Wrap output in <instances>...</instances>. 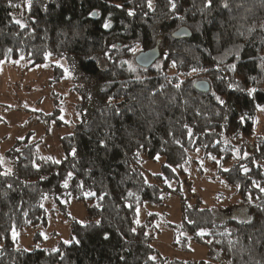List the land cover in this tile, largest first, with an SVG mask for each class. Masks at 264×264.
<instances>
[{"label":"trees","instance_id":"1","mask_svg":"<svg viewBox=\"0 0 264 264\" xmlns=\"http://www.w3.org/2000/svg\"><path fill=\"white\" fill-rule=\"evenodd\" d=\"M175 2L173 13L169 0H151V9L148 0H0V65L53 57L77 72L76 117L58 157L44 154L33 132L0 148V173L11 169L0 175V264H264V137L253 136L264 106V0H228V9L221 0ZM181 27L191 38H173ZM154 48L158 59L141 67L136 56ZM151 161L160 167L147 172ZM197 179L228 193H211L207 204ZM70 200L84 204L87 221L70 220L68 240L17 248L13 232L68 217ZM165 226L176 253L194 243L206 258L160 253Z\"/></svg>","mask_w":264,"mask_h":264},{"label":"rangeland","instance_id":"2","mask_svg":"<svg viewBox=\"0 0 264 264\" xmlns=\"http://www.w3.org/2000/svg\"><path fill=\"white\" fill-rule=\"evenodd\" d=\"M64 69V76L58 77L57 68ZM77 72L69 66L66 60L49 57L45 64L28 67L24 62L2 63L0 65V148L7 150L13 143L32 133L31 141L38 142L44 154L58 157L61 153L59 139L73 127L76 117V92ZM264 107V106H263ZM56 110H59L57 112ZM55 114V117L53 115ZM57 120L62 125H57ZM254 138L264 137V111L259 110L255 119ZM160 167L158 162H146L144 168L148 171ZM194 167V166H193ZM196 167L192 170L196 173ZM192 181V183H191ZM191 186L195 182L191 180ZM202 183L199 188L205 203L210 204L211 193L228 191L218 180ZM67 216H51L47 228L30 227L16 233L17 248L27 250L42 249L56 246L60 240L70 237V220L80 223L87 221V212L84 204L76 200L65 203ZM150 212L159 210L156 206H145ZM145 207L139 211V221L142 222ZM170 221H180L179 199L170 202ZM52 214V212H50ZM234 215V214H233ZM71 218V219H70ZM161 234L155 241L160 253L169 256L185 257L187 260H201L206 258L207 249L203 245L192 244L189 254L176 253L172 246V231L170 228L161 227ZM40 235L41 238H37Z\"/></svg>","mask_w":264,"mask_h":264},{"label":"snow or ice","instance_id":"3","mask_svg":"<svg viewBox=\"0 0 264 264\" xmlns=\"http://www.w3.org/2000/svg\"><path fill=\"white\" fill-rule=\"evenodd\" d=\"M29 2H30V0H29ZM130 2H131V0H130ZM169 4H170V10L174 13L175 10H176V8H177V4H176L175 0H169ZM212 4H213V0H206V2H205V7H206V8H211V7H212ZM10 6H11V5H10ZM221 6H222L224 9H228V8H229L228 0H221ZM118 7H119V6H118ZM148 7H149V9L152 8L151 0H148ZM128 15H129V16H133V15H135V12L130 10V11L128 12ZM69 19H70V18H69ZM16 23L20 24L21 22H20L19 20H17ZM22 27H23V25H22ZM103 27H104L105 29H107V28H110L111 25H110V23H105V24L103 25ZM261 28H262V30H264V25H261ZM252 30H254V29H249V31H252ZM112 47L115 48V45H113ZM137 50H138V45H137ZM106 54H107V53H106ZM225 54H227V53H225ZM109 59H111V57H109ZM261 59L264 60V57H262ZM121 63H122V64H128L129 70H130V71H135V69L132 67V65H131L128 61H122ZM172 66L175 67V63H173ZM235 68H236V65H235V64H233V65L230 66V70H233V71H234ZM193 71H197V69L194 68ZM253 79H254V78H253ZM177 87H179V85H177ZM255 91H256L255 88L251 89V90L249 91V95H252V93H254ZM213 95L215 96L216 101H217L220 105H222V106H223V105H226V102H225L221 97L215 95V93H214ZM111 103H112V98H109V101H108L109 106H111ZM257 108H258L259 110H261V111H264V107H262V106H260V105H257ZM117 112H118V110H117ZM243 120H244V117L242 116V117H241V122H243ZM189 134H191V130H190V129H189ZM101 146H104V145L102 144ZM73 155H75V153H73ZM2 162H3V158H0V163H2ZM55 162H56V163H59V161H55ZM34 167H35V165H34ZM226 171H227V169H226ZM244 171L247 172L248 170L245 168ZM10 173H11V169H7L6 172H4V173H0V175H8V174H10ZM69 175H71V174H69ZM64 186L67 187V183H65ZM261 191L264 192V188H262ZM261 211H264V208H261ZM241 222H242V223H249V224H250L252 221H251V219H249V218H245V219H243ZM97 223H99V221H98ZM137 223H138V221H137ZM13 236H14V237L16 236V233H15V232H13ZM107 238H108V237L105 236V239H107ZM151 259H155V258L152 257Z\"/></svg>","mask_w":264,"mask_h":264},{"label":"water","instance_id":"4","mask_svg":"<svg viewBox=\"0 0 264 264\" xmlns=\"http://www.w3.org/2000/svg\"><path fill=\"white\" fill-rule=\"evenodd\" d=\"M172 36L176 40L187 39V38H191V32L187 27H181L179 28V30L175 31L172 34ZM158 57H159V48H154L151 50H146V52L139 53L136 56L135 61H137V63L141 67L147 68L151 66L158 59ZM195 89L198 92L205 94L209 92L210 85L207 81H198L195 84Z\"/></svg>","mask_w":264,"mask_h":264}]
</instances>
